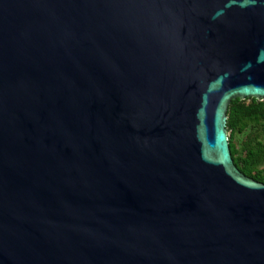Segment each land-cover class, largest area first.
Wrapping results in <instances>:
<instances>
[{
	"label": "water",
	"instance_id": "1",
	"mask_svg": "<svg viewBox=\"0 0 264 264\" xmlns=\"http://www.w3.org/2000/svg\"><path fill=\"white\" fill-rule=\"evenodd\" d=\"M250 99L264 0H0V264H264Z\"/></svg>",
	"mask_w": 264,
	"mask_h": 264
},
{
	"label": "trees",
	"instance_id": "2",
	"mask_svg": "<svg viewBox=\"0 0 264 264\" xmlns=\"http://www.w3.org/2000/svg\"><path fill=\"white\" fill-rule=\"evenodd\" d=\"M227 130L236 166L264 184V101H234L228 111Z\"/></svg>",
	"mask_w": 264,
	"mask_h": 264
}]
</instances>
